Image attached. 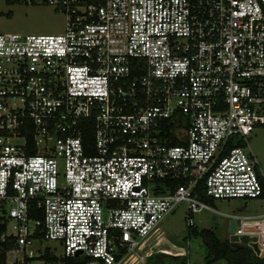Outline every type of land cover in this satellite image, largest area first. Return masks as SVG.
<instances>
[{"label": "built area", "instance_id": "built-area-1", "mask_svg": "<svg viewBox=\"0 0 264 264\" xmlns=\"http://www.w3.org/2000/svg\"><path fill=\"white\" fill-rule=\"evenodd\" d=\"M12 1L65 22L0 34V264H142L179 204L263 196L264 0Z\"/></svg>", "mask_w": 264, "mask_h": 264}, {"label": "rangeland", "instance_id": "rangeland-1", "mask_svg": "<svg viewBox=\"0 0 264 264\" xmlns=\"http://www.w3.org/2000/svg\"><path fill=\"white\" fill-rule=\"evenodd\" d=\"M64 22V17L47 4H24L12 0H0V34H58L63 31ZM247 142L264 175V126L256 128ZM216 208L224 214L240 210L245 214L260 215L264 214V198L246 203L238 199L219 200L216 202ZM194 222V227H187L186 206L179 204L161 222L157 230L160 237L147 241L142 252L148 254V257L156 252H164L167 255L185 256L188 258V264H208L205 262L207 248L197 234L203 230H212L219 239H229V222L209 211L197 214ZM43 248L51 249L58 255L62 252L58 243L53 241L44 242ZM262 253L264 246L260 248V255ZM139 261L137 263H140ZM31 264L45 263L42 260H35ZM142 264H147V261L144 260ZM212 264H226V262L218 261Z\"/></svg>", "mask_w": 264, "mask_h": 264}, {"label": "trees", "instance_id": "trees-1", "mask_svg": "<svg viewBox=\"0 0 264 264\" xmlns=\"http://www.w3.org/2000/svg\"><path fill=\"white\" fill-rule=\"evenodd\" d=\"M84 140L91 141L92 133L88 129L84 132ZM241 146L240 144L234 145ZM201 200L207 201L209 204L212 202L206 199L203 195H199ZM261 198H264L261 196ZM203 241L207 248V255L205 262L212 264L218 261H225L226 264H264V257H259L249 246L251 239L248 236L241 238L239 244L234 247L229 239L221 240L212 230H203L197 234ZM260 255V254H259ZM43 260L50 264H83L84 261L81 257L77 258H56L52 254L47 253ZM147 264H188V258L185 256H170L163 253H154L147 259Z\"/></svg>", "mask_w": 264, "mask_h": 264}, {"label": "crops", "instance_id": "crops-1", "mask_svg": "<svg viewBox=\"0 0 264 264\" xmlns=\"http://www.w3.org/2000/svg\"><path fill=\"white\" fill-rule=\"evenodd\" d=\"M216 202H211L210 205L217 210L216 208ZM248 201H245V203ZM219 211V210H217ZM232 215H240L242 217H244L247 221L245 222V225L240 226L239 227V232L244 236H248L250 238H255L257 239V242L259 245H261V247L264 246V214H260V215H251V214H245L244 212L237 210L235 212L230 213ZM230 214H224L221 213L222 218H225L228 220L229 222V227H230V221L229 218L225 217L224 215H230ZM239 224H237L238 226ZM230 233V231H229ZM160 237L158 233H156L154 235V237ZM153 237V238H154ZM157 253V252H156ZM161 253V252H158ZM163 254H166L164 252H162ZM167 255V254H166ZM170 256H175V255H170ZM177 256V255H176ZM259 257H264V253H262L261 255H259Z\"/></svg>", "mask_w": 264, "mask_h": 264}, {"label": "water", "instance_id": "water-1", "mask_svg": "<svg viewBox=\"0 0 264 264\" xmlns=\"http://www.w3.org/2000/svg\"><path fill=\"white\" fill-rule=\"evenodd\" d=\"M229 231H230L229 241H230V243H231L234 247H236V246L239 244V242H240V238H239V236H238L237 234H235V232H236V222H235L234 220H232V221L230 222ZM250 246L252 247V249H253V251L256 253V255L259 256V254H260V249H259L257 243L252 242V243H250ZM79 254H80V253H77V254H76V257H78ZM119 258H120V256L118 255V256H117V260H118Z\"/></svg>", "mask_w": 264, "mask_h": 264}]
</instances>
